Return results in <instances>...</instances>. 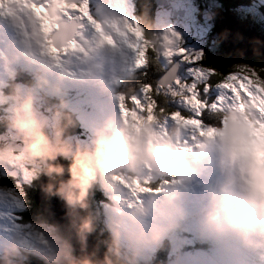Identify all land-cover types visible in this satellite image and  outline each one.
<instances>
[{"label":"rangeland","instance_id":"374dc122","mask_svg":"<svg viewBox=\"0 0 264 264\" xmlns=\"http://www.w3.org/2000/svg\"><path fill=\"white\" fill-rule=\"evenodd\" d=\"M159 1L162 6L159 5L160 7L156 12V37L153 43L160 48L158 52L160 54V62L166 68L173 63L172 61L178 60L180 65H184L185 71L177 77L181 80H189L191 77L188 70L193 65L183 62L180 56H172L171 58L170 56L176 48L182 49L189 56L197 52L201 53L205 46L211 49V46L217 43V37L212 33L215 20H213V17L215 11L221 6H217V0ZM12 4V0H0V9L13 12ZM16 6L18 9H20L19 6L28 7V5H21L20 3H16ZM75 6L73 0H49L40 28H37L34 17L30 18L28 15H26L27 19H20L15 16L10 23H5L6 28L3 24H0V90L8 84L9 80H13L15 74L18 75L20 71L28 74L32 80L33 75L40 72L50 84H56L61 89L62 98L67 105L65 110L74 112L76 119L80 123L76 137L69 136L68 138L74 143L78 142L84 145L90 142L94 129L101 127L107 121L115 122L119 118L122 119L116 99L118 92L121 89L128 90L133 81L144 76V72L142 70L143 67L136 68L133 65L132 55L126 48L122 47L118 39L122 35L125 17L137 22L133 0H89L92 16L99 22L104 20L106 24L105 27L103 22L99 23V28L96 30L87 21L81 23L78 17L67 20L62 18V12L66 14L67 9L75 8ZM263 8L264 0H254L252 6L238 8L235 14L242 20L248 18L250 24L264 34V20L260 14ZM109 16L117 18L118 23L110 24L105 21L110 18ZM0 18L5 20L4 16H0ZM61 21L66 23L64 26L65 34L74 27L71 24L73 22L76 25L74 32L76 42L82 33V36H86V38L81 37L84 42L88 41L94 47L90 58L92 71L90 76L86 74L89 78L87 80H76L64 76V72H62L64 70L70 73L75 71L73 69L75 68L76 55L75 57L72 56L71 50L67 54L61 55L59 64L53 63V60L48 55L47 62H37L44 54L46 41L48 45L51 43V40L47 38L48 26L50 25L52 29H57V24ZM168 29H171V32L167 31ZM77 32L79 33L77 34ZM172 33H175V36ZM92 34L97 35L95 40H93ZM105 35L116 37L117 44L109 45L102 39ZM6 39H9L10 44L4 43ZM33 42L38 50L34 51L31 47ZM145 43L149 47L151 46V43L147 41ZM81 49L82 47H80ZM8 52H11L13 56L9 55ZM71 58L74 59L73 62ZM169 59L171 62H169ZM68 66L70 69H68ZM237 67L241 66L238 65ZM67 92H70V94ZM210 92L215 95L218 89L212 88ZM45 99H48V101ZM55 99V97L45 96L42 101L39 98L34 101V107L38 115L43 117L49 126L51 124V113L45 108V105ZM223 112L234 113L235 115L232 117L234 124L243 126L249 132L255 134L264 132V124L253 119L251 112L246 111L244 107L238 106L235 109H225ZM152 124L156 126L155 123ZM170 125L171 122H169L167 127ZM157 129L159 128L157 127ZM8 130L11 136L15 135L11 128ZM46 131L50 132V127L46 128ZM196 135L191 129L186 130L182 140L191 146L194 139L193 136ZM0 152L2 151L0 150ZM21 153L24 154L23 150L16 154ZM216 154V150L210 147L199 161H194L191 153H186V158L192 164L194 172L190 178L174 185L171 182L165 183L163 180L166 177L155 176L152 172L144 170L141 176H150V182H158L157 187L161 189L159 192L142 193L132 197L128 190L119 184L117 185L118 191H108L107 188L98 182L97 185L101 188L105 196L104 199L108 203H97L94 209L103 225H105L111 215L115 216L118 212H124L137 201L144 202L151 197L155 208L149 221L165 222L160 217L159 209L163 202V193L171 191L174 193L173 203L182 211V219L178 221L177 227L169 230L161 238L157 246L144 248L142 258L155 256L157 249L167 239L171 242L170 249L172 253L168 254L166 264H182L195 257L207 260L212 252L218 251V248L210 245L207 240L211 238L201 233L197 222L188 223V220L191 219L187 218L206 207L210 187L222 176L217 160L214 159ZM59 158L57 157L56 160ZM25 166L27 167V174L22 173L20 167H7L9 171L21 172L19 184L12 188L20 196L21 206L18 207L8 200H0V257L2 263H5V254H7V257H12V259L7 258L8 264H25L30 261L31 257L52 263L53 253H63L65 256L72 257L73 252L64 242V238L61 235L57 236L56 229L52 224L41 223L36 226L33 223L24 221L22 214L25 212L27 204L22 194V185L27 184L34 177H39L43 169L47 167V163L33 161V163ZM170 178L172 180L177 179L175 177ZM202 186L206 189L203 195L204 200L197 194L202 189ZM0 190L5 189L1 187ZM183 199L192 203L191 207H187ZM129 204L131 206H128ZM202 214L203 212L199 215V220ZM186 219L187 221H185ZM179 228L180 230H178ZM199 236L202 237L207 250L200 247L202 244H199ZM196 244H198L197 247H195ZM230 246L223 245L221 248L229 249Z\"/></svg>","mask_w":264,"mask_h":264},{"label":"clouds","instance_id":"9594fccd","mask_svg":"<svg viewBox=\"0 0 264 264\" xmlns=\"http://www.w3.org/2000/svg\"><path fill=\"white\" fill-rule=\"evenodd\" d=\"M38 15L42 21L45 12ZM32 48L38 50L35 45ZM45 96L56 98L48 109L50 126L34 107V101ZM62 97L61 89L50 84L40 72L23 87L10 80L0 90V123L14 131L28 160L46 162L45 171L51 176L67 173V179L56 183V193L67 207L84 209L91 189L98 182L108 191H118L114 177L139 176L144 170L159 177L177 178L171 181L172 185L180 183L194 172L186 153L199 161L213 147L222 176L209 189L208 203L199 220L201 233L233 245L240 253L250 251L252 245L264 248V132H249L234 124V113L224 112L218 123L197 133L189 146L182 140L186 131L182 124H171L165 133L150 122H125L119 118L94 129L90 142L81 145L67 137V129L74 124L65 111L67 105ZM49 127L50 132L46 131ZM57 157L66 160L67 165L52 163ZM173 198V192L163 193L159 214L165 222L149 221L155 208L151 197L111 215L104 225L107 237L99 264H139L144 248L157 246L182 219V211ZM78 231L91 232V223L82 220ZM5 264H8L7 254ZM52 264L92 262L53 253Z\"/></svg>","mask_w":264,"mask_h":264},{"label":"snow or ice","instance_id":"6c2138e0","mask_svg":"<svg viewBox=\"0 0 264 264\" xmlns=\"http://www.w3.org/2000/svg\"><path fill=\"white\" fill-rule=\"evenodd\" d=\"M12 2L28 5L26 11L34 17L37 28L41 27L42 21L38 13L47 11L49 0H12ZM73 2L76 5L75 8L67 9L66 14L62 12V18L67 20L78 17L81 23L87 21L94 29H98L99 24L92 16L89 0H73ZM18 14L0 9V16L10 20ZM55 31L57 29L48 27L47 38L51 40V43L48 45L46 41L44 54L48 55L54 63L59 64L62 54H67L70 50L77 51V42L74 38L52 40ZM167 31L171 32V29ZM172 35L175 36V33ZM102 39L109 45H115L118 42L116 37L108 35L103 36ZM118 39L122 47L132 55L133 65L136 68L145 67L150 61V56L153 61L157 59L152 49L145 43L143 28L135 20L124 18L122 35ZM172 56H180L183 62L193 65L188 70L191 78L179 79L174 75L175 66H173L169 72L170 83L164 88L160 86L153 88L152 85L144 84L140 87L139 95L131 89L128 94L119 93L116 99L123 120L133 123L144 121L155 123L165 133L169 122L182 124L186 130L191 129L197 134L218 123V118L225 109H235L240 106L251 112L253 119L264 124V72L241 66L229 74H221L212 68L198 65L197 61L201 56L199 52L189 56L182 49L176 48L170 58ZM169 62H171L170 59ZM212 78L218 82H210ZM212 88L218 89L215 95L210 92ZM159 97H163V102L158 99ZM31 163L33 161L28 160L22 153L16 154L11 150L2 151L0 152V175L15 177L16 173L5 171L6 167H20L21 172L27 174L25 165ZM113 179L128 190L132 197L161 190L159 187L148 186L150 176H119ZM0 200H8L18 207L21 206V198L16 194L15 189L0 190Z\"/></svg>","mask_w":264,"mask_h":264},{"label":"trees","instance_id":"16d2710c","mask_svg":"<svg viewBox=\"0 0 264 264\" xmlns=\"http://www.w3.org/2000/svg\"><path fill=\"white\" fill-rule=\"evenodd\" d=\"M134 1V8H135V16L137 19V23L143 28L144 30V36H145V41L148 43H151L150 48L152 49V53L157 56V59L155 61L151 60V56L149 57L150 61L148 64L142 68L144 72V76L142 78H139L136 81H133L130 86L128 87V90L121 89L118 93H125L128 94L130 89L132 92L136 93L139 95L140 92V87L144 84H149L152 85L153 88H156L157 86H160L164 88V86L160 85L161 81V76L163 73L166 71V69L163 67L162 63L160 62V54L158 53L157 49H160L156 45H154V39L156 37V12L159 9V5L156 4L155 0H133ZM218 4L217 6H221L223 9H229L231 12H235L238 8L243 7L244 5H251L252 0H217ZM216 19V15H214L213 20ZM247 20V18H245ZM244 20V21H246ZM214 48V49H213ZM214 53V55H213ZM201 56L200 60L197 61L198 65H203L209 68L214 69L216 72L221 73V74H229L231 71L236 69V66L240 65L243 67H247L250 69H254L257 72H264V62L259 61L256 58H247V57H241V58H232L228 56V54L222 49L221 45L218 43L215 45L211 46V49H209L207 46L203 47L201 51ZM174 62V61H172ZM171 65V64H170ZM14 81L20 85H27L32 82V78L29 77L28 74H25L23 72H19L18 75H16ZM212 83H216L215 78H212L210 81ZM5 88V87H4ZM3 88V89H4ZM2 89V90H3ZM159 100L163 102V97H159ZM48 101V99H45ZM55 103V100L49 101L46 105L45 108L49 109L50 106ZM66 111V110H65ZM73 121L74 126L70 127L67 129V137L69 136H76L79 130V123L76 120L75 115L72 112L67 111ZM224 113V112H223ZM151 119V118H150ZM207 123V121H206ZM7 127L5 125L0 124V132L5 131ZM79 135V134H78ZM1 151H5L6 149L0 148ZM12 152L16 153L15 150H12ZM54 162V161H53ZM52 162V163H53ZM5 171L7 172H15L16 175L15 177L11 175H0V186L2 188H7V189H12L13 187L17 186L19 184L20 178H21V172L18 173L14 170L9 171L8 168H5ZM43 174L49 175L46 173L45 168L41 172ZM39 175V177L41 176ZM39 177H34L31 179L32 182H29L27 184L22 185V194L26 200L27 207L25 209V212H23L22 216H24V221L33 223L36 226H39L37 224H46L43 220V216L39 210V208L35 205L34 203V195L37 192L38 185H39ZM151 183V182H150ZM149 183V184H150ZM155 184H151V187H155ZM98 185H94L93 188L91 189L88 197L89 201V207L90 211L94 209L95 206H97V203H100L103 199L104 196L101 194L102 191H99ZM99 191V192H98ZM41 215V216H40ZM91 216V221L93 225L94 231L98 229V224L95 222V219L93 217V214ZM57 232V229H56ZM93 237L96 242L100 245V248L104 254L105 252V244L104 241L106 237L101 236L99 233L94 232ZM57 236H60V234L57 232ZM64 242L66 245L69 247V244L67 240L64 239ZM171 246L170 241H164L162 245V249L156 253L154 258H150L148 260H140L139 264H166L168 254H171V250L167 249L165 252V248ZM70 249V248H69ZM72 251V250H71ZM73 252V251H72ZM73 257L74 258H83L81 255L76 254L73 252ZM29 260L28 258H26ZM31 259V258H30ZM34 260H39L43 262L44 264H52L49 261H42L38 258L33 257ZM1 260V259H0ZM4 264V263H3Z\"/></svg>","mask_w":264,"mask_h":264},{"label":"water","instance_id":"95a60500","mask_svg":"<svg viewBox=\"0 0 264 264\" xmlns=\"http://www.w3.org/2000/svg\"><path fill=\"white\" fill-rule=\"evenodd\" d=\"M65 25L66 23L59 24V29L52 36V40L74 37L76 25L66 34L64 33ZM212 33L216 35L218 44L221 45L228 56L232 58H256L264 62V35L259 36L254 28L249 29L248 23L235 20L233 13L228 11L217 12ZM178 63L176 61L175 64L163 73L161 81L159 82L161 86H166L170 83L169 72L173 66H175L174 75L177 77L181 74L182 68L178 66ZM0 139L6 140V137L2 136ZM8 146L16 148L13 141H9ZM17 148L19 149L20 147ZM53 163L67 165V161L62 159ZM65 179H67L66 172L61 177L46 174L41 175L38 179L39 185L34 195V203L39 208L43 219L57 229V232L67 240L70 249L74 253L82 255L83 258H87L92 264H99L104 255L100 245L93 237V229L91 232L83 234L78 231V225L84 219H87L92 227L89 204L84 209H70L56 193L57 181ZM91 213L93 214L95 222L98 224V229L94 232L99 233L104 238L107 237V232L104 230V225L96 210L92 209ZM29 262L25 264H29ZM35 263L41 264L36 261Z\"/></svg>","mask_w":264,"mask_h":264},{"label":"bare ground","instance_id":"6f19581e","mask_svg":"<svg viewBox=\"0 0 264 264\" xmlns=\"http://www.w3.org/2000/svg\"><path fill=\"white\" fill-rule=\"evenodd\" d=\"M162 3H164V2H162ZM156 4L161 5L159 0L156 1ZM21 8L24 9V12L22 10L18 9V7L16 6V3H13V9L15 10L14 12L15 13H19L18 16L23 17V18L26 19V15L29 16V14L26 11L25 7H21ZM109 17L110 18L105 20V21H108L110 24H114V22L118 23L117 18H115L113 16H109ZM97 22H98V24L99 23L101 24L103 22L105 27H106V24H105L104 20L102 22H99V21H97ZM0 24H3L5 26L4 22H2V20H0ZM71 24L74 26V23H71ZM112 29H113V27H112ZM78 33L79 32H77V34ZM77 34H76V36H77ZM81 37H84V36H82V33H81ZM81 37L77 41V51H73L74 55H78L79 45H83L84 44L83 39ZM96 37H97L96 34H92L93 40H95ZM33 45H35V44L32 43L31 47ZM44 55H46V54H43L41 56V60L47 61V59L44 57ZM72 87H74V86H72ZM214 159L217 160V154L214 156ZM205 191L206 190L202 186V189H200L197 192V194H199L201 196V198L204 199V196H202V195H204ZM207 202L208 201H206V204H207ZM184 203H185V205L187 207H191V205H192V203H190V202H188L186 200H184ZM205 208H203L201 210V212H203L205 210ZM197 224H199V220L197 221ZM194 229H196V228H194ZM199 240L202 241V238H199ZM214 244L219 245L217 247L218 251L212 252V254L210 255L209 259L206 260L205 258L201 259L199 257H195L194 259H192V260H190L188 262L182 263V264H215V263H217V264H254V262L258 263V264L264 263V248H262V247H260L258 250L251 249L250 251H245L244 253H240L234 246H231L229 249H224V248H221V247L223 245L225 246V244L222 243V242L216 241V240H215ZM255 257H257L258 259L257 260H253ZM7 258H10V257L8 256ZM10 259H12V257ZM0 264H3L2 260H0Z\"/></svg>","mask_w":264,"mask_h":264}]
</instances>
